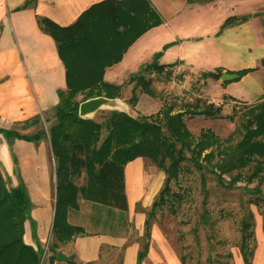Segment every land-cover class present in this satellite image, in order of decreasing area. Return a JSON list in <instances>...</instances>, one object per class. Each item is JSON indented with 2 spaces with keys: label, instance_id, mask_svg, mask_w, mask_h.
<instances>
[{
  "label": "trees",
  "instance_id": "trees-1",
  "mask_svg": "<svg viewBox=\"0 0 264 264\" xmlns=\"http://www.w3.org/2000/svg\"><path fill=\"white\" fill-rule=\"evenodd\" d=\"M26 1L21 0L18 4ZM256 11L226 13L219 26L229 19L242 18ZM36 19L39 26L52 35L63 64L64 82L55 87L57 98L50 105L53 118L46 125L39 122L30 130L0 123V133L8 146L12 136L34 138L45 135L47 138L52 155L53 200L46 260L41 258L42 246L36 236L34 217L29 210L31 199L25 183L18 179L7 184L0 170V264H51L59 242L84 229L80 222L66 218V209L77 204L78 193L96 204V211H102V224L125 223L123 162L137 153L149 156L155 165L162 168L163 175L144 208V237L136 248V260L146 248L154 207L162 202H166L171 211L176 207L181 191L172 188L169 180L176 178L182 163L185 167L197 168L202 202L207 193L205 169L211 170L216 180L226 185L233 184L238 177L245 181L254 177L248 186L254 192L248 195V199L257 201L261 197L257 191L259 183L264 180V87L253 99L231 100L227 112L220 110V101L195 96L184 100L179 107H173L171 101H161L155 109L147 112H131L122 106H111L103 120L96 119L77 112L78 99L97 92L108 95L118 93L120 82L102 77L104 64L117 59L126 44L143 28L160 20V12L151 0H89L71 20L59 22L43 13L37 14ZM262 27L264 31V19ZM172 39L164 40L161 46ZM159 49H154L149 59L127 72L126 77L131 79V83L126 100L134 101L137 84L150 93L154 92L150 76L145 71L169 69L167 64L171 61L156 60ZM246 67L240 65L233 68L234 75ZM219 71L220 66L215 65L198 72L217 75ZM235 101H242V106L231 127L223 134L209 125H200L193 132L185 124L184 113L232 118ZM40 114L36 110L12 120L33 122L45 117ZM102 124L104 131L100 134ZM81 170L83 177L76 181L74 177ZM204 207L203 204L199 211L201 216ZM250 216L251 210L246 207L235 224L238 230L237 247L243 264H250L252 253ZM24 218L28 220L31 240L22 236ZM179 256L183 262L182 254ZM67 259L76 263L70 257ZM206 264L216 263L207 257Z\"/></svg>",
  "mask_w": 264,
  "mask_h": 264
},
{
  "label": "crops",
  "instance_id": "crops-1",
  "mask_svg": "<svg viewBox=\"0 0 264 264\" xmlns=\"http://www.w3.org/2000/svg\"><path fill=\"white\" fill-rule=\"evenodd\" d=\"M20 1L0 0V123L2 124L13 118H21L36 110L50 107L57 98L55 87L63 85L64 82L63 64L56 52L53 37L39 26L36 15L43 13L56 21L65 22L71 20L80 7L89 0H28L18 4ZM151 2L160 12L161 19L138 32L126 44L117 59L104 64L102 77L117 81L105 74L106 66L116 63L119 66H128L123 75L124 80L129 70L137 68L142 61L150 58L154 49L160 47L156 60L171 61L167 64L169 67L178 66V68H184L186 72L220 66L217 75L209 73L203 75L207 83L203 87H206L205 90L211 88L210 96H219V101L222 99L250 100L260 94L264 87V31L260 16L262 12L256 11L242 18H232L220 26L219 22L229 12L258 10L264 6V0H151ZM220 5H225L224 11ZM169 38L174 39L161 46V43ZM237 52L245 53L246 56L240 62L232 63L228 55ZM240 65H247V67L234 75L233 68ZM162 69L155 70L156 74H159V70ZM153 70H148V73H152ZM222 71L232 73L221 75ZM225 76L227 77L222 79ZM150 84L155 89L163 90L168 89L169 85L156 75L150 77ZM135 87L137 89L140 86L137 84ZM155 89L153 93L147 91L149 105L147 103V107L142 109L135 105L138 100V93L135 90L136 97L131 103L132 110L147 112L155 109L161 102V97L155 93ZM182 104L183 102L180 105L172 103V106L179 107ZM183 115L185 124L192 131L197 130L200 125H209L218 133L221 132V128H224L222 131L224 133L232 125L230 118L226 115L200 113H184ZM187 119H191L192 122L188 124ZM42 136L21 138L35 141ZM25 144L33 148V142L28 141ZM37 152L41 158L43 172L41 178H36L35 171L32 169L33 163L30 162V154L24 157L22 162L24 179H28L30 213L36 220V231L39 225L37 216L43 217L42 229L46 223L50 222L53 200V180L48 175L45 149L41 151L38 148ZM140 160L141 158L133 160V166L127 165L128 160L123 162V188L125 173L137 172L138 175L145 177L141 185H138L137 191L141 195L142 202H149L162 179L163 170L155 167L143 173ZM76 200L75 208H78V197ZM87 201L90 202V199L87 198ZM90 205L95 207L96 204L90 202ZM72 211L74 210L68 206L66 218L80 222L84 229L73 232L57 246L67 258L70 257L76 261V263L71 262L72 264H184L180 260L178 248L170 238L168 230L155 218H151L148 225L146 248L136 260L135 251L143 239H140V232L142 233L144 212L135 213L132 218L134 229L127 235L130 226L129 224L128 227L125 226L126 221L121 225L115 223L109 226L101 223L102 211L100 210L96 211L94 208L88 217L83 214L82 219L72 217ZM89 219L91 223L100 222L101 225L89 228L86 225V220ZM219 228L224 233L232 232V219L228 217L219 219ZM253 232L255 243L250 264H264V249L261 245L263 232L260 218L255 214ZM257 248L259 253L256 255ZM106 250L111 255L104 260ZM236 251L238 249L233 250L232 264L234 259L235 264H243L240 253L237 254ZM111 258L113 261L109 263ZM67 260L68 263L69 260ZM51 264L59 263L52 258Z\"/></svg>",
  "mask_w": 264,
  "mask_h": 264
},
{
  "label": "rangeland",
  "instance_id": "rangeland-1",
  "mask_svg": "<svg viewBox=\"0 0 264 264\" xmlns=\"http://www.w3.org/2000/svg\"><path fill=\"white\" fill-rule=\"evenodd\" d=\"M220 8L224 11L225 5H220ZM261 13V18L264 19V6L257 10ZM229 58L232 63H238L243 60L246 56L245 53L237 52L235 54H229ZM128 66H119L116 63H112L110 66H106L105 74L110 75L115 80L120 81L119 91L115 94L114 99L112 101H104L97 104L92 109L85 112V114H89L90 116L103 120L106 112L111 106H122L126 109L133 111V107L131 105L132 102L126 100L124 97L129 93V85L131 83V79L125 77L123 80V75H125ZM134 69V68H132ZM131 69V70H132ZM194 69V68H193ZM184 68H175L169 67L168 70L162 69L159 70V74H156V71L153 70L152 73H148L145 71L150 77L153 75L159 77L162 81L168 82V89H155V93H158V96L161 97L162 102L171 101L172 103L180 105L184 100L193 99L195 96H199L200 98H211V88L203 87L204 84H207L205 81L204 74L199 73L195 70H187L184 73ZM127 75V74H126ZM208 79V77H206ZM128 82H126V81ZM130 82V83H129ZM179 86V87H177ZM202 86V87H201ZM178 88V89H177ZM138 100L135 104L137 107L142 109L143 107H147V103L149 105V95H147V91L142 88H138ZM79 93H76L78 95ZM190 97H189V96ZM148 96V97H147ZM224 100V101H223ZM230 102L231 100L222 99L220 101V110L223 112H227L230 110ZM236 109L233 112V117L230 118V121L233 123L234 118L238 116L239 108L242 106V101H235ZM234 105V106H235ZM152 111V110H151ZM42 117L40 120H35L33 122L23 121L20 122L18 120H10L5 124L14 125L22 130H30L36 127L39 122L43 125H46L49 122L53 115L51 113V107L42 108L40 110ZM188 124L192 121L191 119H187ZM224 128H221L220 134H223ZM104 131L103 124L100 126V134ZM196 131V130H195ZM228 131V130H227ZM225 131V132H227ZM194 132V131H193ZM224 132V133H225ZM31 141L33 142V148L27 147L25 142ZM38 148L45 149V157L48 162V175L53 180V168H52V155L49 150V144L45 135L41 137V139H24L21 137H11L8 142L4 139L3 135L0 133V170L4 181L9 184L11 182H15L18 179H21L23 183H25L28 189V179H24L23 171H22V162L24 157H28L31 155L30 162L33 163V171H35L36 178H41L42 166H41V158L39 157V153L37 152ZM187 152V150H185ZM14 155V156H12ZM140 166L143 173L146 171H150L155 167H158L154 164V162L149 158V156L141 153L134 154L133 156L127 158V165L133 166V160L139 159ZM32 160V161H31ZM125 160V161H126ZM184 162H188L185 160ZM131 166V168H132ZM127 167V166H126ZM136 169V167L134 166ZM161 170L162 168L159 167ZM264 169V168H263ZM124 172V165H123ZM205 185L207 187V193L205 196V201H201V190L199 189L198 183V170L193 166L185 167L183 163L178 170L176 178H170L169 182L172 188H179L181 191V195L176 203V207L174 210H169L166 202H162L159 205L154 207L153 215L151 218H155L160 225L165 227L168 232L170 238H172L173 243L178 248L179 254L181 253L183 256L184 264H206L207 257L213 260L216 264H232V254L233 250L238 249L237 247V233L238 230L235 226L236 220L241 215L246 207H249L251 210V227H252V237H250V241L252 244V249L255 243V234L253 232V217L254 214L260 218V223L263 232V243L261 245L264 249V180L259 183V190L257 192L260 193L261 197L258 198L257 201L249 200L248 195L254 192V189L249 188L248 186L254 181V177L245 181L242 177H238L235 179L233 184L226 185L216 180L214 173L211 170L205 169ZM226 175L225 172H223ZM130 171H127L124 176L125 181V197H126V206L124 208L126 227L129 224V231L127 235H129L134 226H132V218L137 211L144 212V208L147 206L148 202H142L141 195L138 191H133L132 182L130 181ZM83 177V170L77 174L74 179L76 181H80ZM141 185V181L138 183ZM78 197V208H75L77 204L71 207V216L82 219L83 214L87 217L94 210V207L90 205V202L87 201V198L77 194ZM204 204L205 211L203 212V216L199 213L202 206ZM103 207L101 206V210ZM29 210H31L29 208ZM228 217L232 219L233 229L230 233H224L219 228V219ZM39 221V225L37 228L36 236L42 246V254L41 258L46 260V241L49 235V222L46 223L45 227L42 229V221L43 217L41 215L37 216ZM36 223V220H34ZM86 225L89 228L99 227L101 223H91L90 219L86 220ZM23 238L29 237V227L28 220L24 218L23 220V230H22ZM143 238V234L140 232V239ZM60 241L59 243H61ZM261 249V248H260ZM257 253H259L258 248L256 249ZM239 254V251H236ZM104 260H107L109 255L108 250L104 252ZM53 259L56 260L59 264H72L67 260L66 254L64 257H56L53 256ZM234 259V255H233ZM68 261V263L66 262ZM112 258L109 259V263L112 262ZM107 264V263H105ZM233 264H235V259L233 260ZM263 264V263H261Z\"/></svg>",
  "mask_w": 264,
  "mask_h": 264
},
{
  "label": "water",
  "instance_id": "water-1",
  "mask_svg": "<svg viewBox=\"0 0 264 264\" xmlns=\"http://www.w3.org/2000/svg\"><path fill=\"white\" fill-rule=\"evenodd\" d=\"M232 72L229 71H222L221 75H228ZM115 95H108L104 94L102 92L92 93L89 95H86L84 97H81L77 101L76 110L78 113L85 114L86 111L92 109L100 102L104 101H112L114 99ZM55 256L56 257H64L65 254L60 248H56L55 250Z\"/></svg>",
  "mask_w": 264,
  "mask_h": 264
},
{
  "label": "bare ground",
  "instance_id": "bare-ground-1",
  "mask_svg": "<svg viewBox=\"0 0 264 264\" xmlns=\"http://www.w3.org/2000/svg\"><path fill=\"white\" fill-rule=\"evenodd\" d=\"M130 174H131L130 175V177H131L130 181L132 182L133 191H137L138 190V183L140 181H144L145 180V177H142V175H138L137 172L136 173L130 172ZM151 187H152V185H151Z\"/></svg>",
  "mask_w": 264,
  "mask_h": 264
},
{
  "label": "built area",
  "instance_id": "built-area-1",
  "mask_svg": "<svg viewBox=\"0 0 264 264\" xmlns=\"http://www.w3.org/2000/svg\"><path fill=\"white\" fill-rule=\"evenodd\" d=\"M175 68H178V66H175ZM209 99H211V100L214 101V102H217V101H219L220 97L214 95V96H211V98H209Z\"/></svg>",
  "mask_w": 264,
  "mask_h": 264
}]
</instances>
